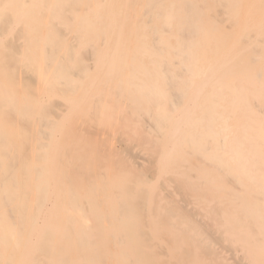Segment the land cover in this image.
I'll use <instances>...</instances> for the list:
<instances>
[{
  "label": "bare ground",
  "instance_id": "bare-ground-1",
  "mask_svg": "<svg viewBox=\"0 0 264 264\" xmlns=\"http://www.w3.org/2000/svg\"><path fill=\"white\" fill-rule=\"evenodd\" d=\"M0 264H264V0H0Z\"/></svg>",
  "mask_w": 264,
  "mask_h": 264
}]
</instances>
